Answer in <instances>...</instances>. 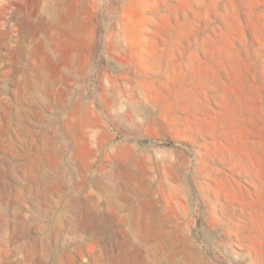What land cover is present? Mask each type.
Returning <instances> with one entry per match:
<instances>
[{"label":"rangeland","instance_id":"obj_1","mask_svg":"<svg viewBox=\"0 0 264 264\" xmlns=\"http://www.w3.org/2000/svg\"><path fill=\"white\" fill-rule=\"evenodd\" d=\"M78 1L0 0V264H264V0Z\"/></svg>","mask_w":264,"mask_h":264},{"label":"bare ground","instance_id":"obj_2","mask_svg":"<svg viewBox=\"0 0 264 264\" xmlns=\"http://www.w3.org/2000/svg\"><path fill=\"white\" fill-rule=\"evenodd\" d=\"M67 0H51L52 4V11L51 14L49 15V19L51 21L57 20L58 19V14L61 12H64V2ZM78 1V0H77ZM83 2H89V0H82ZM79 2V1H78ZM77 2V3H78ZM82 2V3H83ZM67 3V2H66ZM80 3V2H79ZM66 5V4H65ZM68 6V5H67ZM67 13V12H66ZM63 14V13H61ZM65 15V14H64ZM62 16V15H61ZM67 16V14H66ZM68 18V17H67ZM68 21V19H67ZM70 22V21H69Z\"/></svg>","mask_w":264,"mask_h":264}]
</instances>
